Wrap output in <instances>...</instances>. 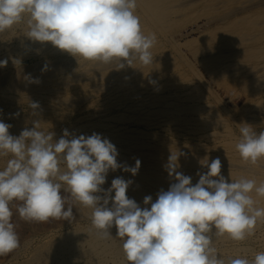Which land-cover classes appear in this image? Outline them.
<instances>
[{"label": "bare ground", "instance_id": "1", "mask_svg": "<svg viewBox=\"0 0 264 264\" xmlns=\"http://www.w3.org/2000/svg\"><path fill=\"white\" fill-rule=\"evenodd\" d=\"M135 14L144 34L157 37L149 66L136 61L117 69L73 57L30 40L26 20L0 34V61L8 60L0 68V121L15 137L38 120L40 130L55 133L54 141L65 129L70 137L107 138L118 163L134 167L139 159L141 165L135 176L109 171L102 187L106 191L117 177L131 180L126 195L141 208L146 196L155 202L175 183L165 167L171 152L184 154L177 171L193 185L216 157L228 182H264V159L246 163L235 148L241 124L264 131V0H136ZM31 102L40 108L32 110ZM8 159L0 157V170ZM257 201L264 207V198ZM69 203L74 219L46 234L35 227L29 238L13 221L20 247L7 264H128L116 227L109 230L113 238H99L91 209ZM12 210L25 222L15 204ZM214 246L226 264L239 256L252 259L264 252V221L245 241L220 237Z\"/></svg>", "mask_w": 264, "mask_h": 264}, {"label": "clouds", "instance_id": "2", "mask_svg": "<svg viewBox=\"0 0 264 264\" xmlns=\"http://www.w3.org/2000/svg\"><path fill=\"white\" fill-rule=\"evenodd\" d=\"M135 9L136 0H0V34L26 20L30 40L50 43L73 57L115 63L117 69L136 61L149 66L157 37L144 34ZM7 63L0 61V68ZM33 82L39 83L38 78ZM29 107L40 105L31 102ZM10 128L0 121V157H9L0 170V257L20 247L13 204L28 223L72 221L69 201L91 209L99 238H113L109 230L116 227L128 264H226L215 239L245 241L264 221V207L257 201L264 198V182L243 177L228 182L219 157L204 164L208 171L198 173L193 185L191 177L177 171L184 154L171 152L165 167L175 183L161 190L155 202L146 196L141 208L126 195L131 180L117 177L106 191L102 187L109 171L122 169L135 176L141 165L139 159L134 167L118 163V151L107 138L96 133L70 137L65 129L54 141L55 133L40 130L38 120L18 137ZM239 131L235 148L244 162L256 165L264 159V131L257 133L246 123ZM227 264H264V252L252 259L230 258Z\"/></svg>", "mask_w": 264, "mask_h": 264}, {"label": "rangeland", "instance_id": "3", "mask_svg": "<svg viewBox=\"0 0 264 264\" xmlns=\"http://www.w3.org/2000/svg\"><path fill=\"white\" fill-rule=\"evenodd\" d=\"M204 18H207V17H204ZM201 20L202 19H199L198 22H200ZM26 58L27 57H25V59ZM13 221H16V224L19 225V226L23 225V229L22 230L24 231L25 235L29 236V238L34 237L32 235V233L34 232L33 230H34L35 227L38 228L37 232H39V234H44V233L46 234V231L58 230L61 225H65L68 222V221H64V220L61 219V220H51V221H49L47 223H40V224L39 223H34V222L33 223H28V222L20 223V219L19 218H15V217L13 218ZM64 222H66V223H64ZM53 224H55L56 226L55 225L53 226ZM46 227H47V229H46ZM56 227H57V229H56ZM18 251H19V248L17 250H15L13 253H11V254H9L7 256H4L2 259H0V261L1 260H5L4 261L5 263H3V264H7L8 262H10L12 260V256L11 255L16 256Z\"/></svg>", "mask_w": 264, "mask_h": 264}]
</instances>
